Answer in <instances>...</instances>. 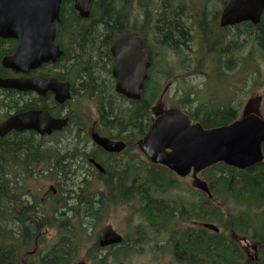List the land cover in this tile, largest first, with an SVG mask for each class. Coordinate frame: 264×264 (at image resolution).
Returning a JSON list of instances; mask_svg holds the SVG:
<instances>
[{"label":"trees","instance_id":"trees-1","mask_svg":"<svg viewBox=\"0 0 264 264\" xmlns=\"http://www.w3.org/2000/svg\"><path fill=\"white\" fill-rule=\"evenodd\" d=\"M133 2L134 0H95L91 16L88 19H82L74 13L62 11L63 19L57 27V39L66 52L70 53L66 65H70L73 70L83 65L85 70L81 72V77L88 81L92 87L101 86L104 83L103 75L106 68L104 61L107 59L109 43L119 32L126 29L130 15L128 7ZM163 6L166 12L159 14L157 23L159 44L168 45L172 42L175 45H183L187 41L192 42L194 39V35H190L194 26L192 17L178 7L168 8L164 4ZM206 16L208 19L206 18L205 21L210 23L213 20L212 15L207 14ZM207 22L202 26L206 34L205 37H202V44L215 45L220 49L198 50L196 57L199 62L194 73L199 75L204 69L203 65L211 60L214 63V70L219 71L218 81L229 76L235 78L237 76L234 70L236 67L241 70L253 71L258 76L260 68L257 60L251 58V55L248 57L240 55L244 44L229 43L226 45L227 47L223 46L226 40L224 31L227 29L218 26V29L223 33L219 34L220 36H215L211 43L208 30L214 26L211 23L209 26ZM242 26L246 27L242 34H246L252 39L257 52L264 57V14L260 23L254 25L247 22ZM189 52L193 55L195 51L189 49ZM221 58H224L222 63L218 62ZM200 60L204 62L201 63ZM188 71V74L192 72L191 66ZM256 80L257 78L254 79V84H257ZM157 85L158 90L155 89L156 87L152 88L149 95H145L142 101L137 102L136 109L124 113L127 119L123 118V120L129 122L134 129H141L142 134L145 133L149 125V106L162 90L161 82ZM182 99L183 102L189 104H193L195 101L191 92L185 93V97ZM243 102L245 101L238 102L236 105L222 104L223 106L221 105L217 109L209 110L203 106H197V110H205L200 121L206 127L229 124L238 116V110L244 104ZM116 120L117 117L112 116V121ZM31 151L32 147L28 143L17 144L15 142L6 143V140L0 141V155H15L24 158ZM157 168L156 174L142 178L140 190L135 188V182L130 188L129 179H126L125 201L133 203L134 197L138 196L142 205V214L149 220L155 231L159 230L160 225L156 220L155 213L157 211L152 208L154 203L174 208L177 211H180V207L185 209L178 215L168 217L169 221L165 223L164 227H175L180 222L179 218L190 215L202 218L207 222H216L220 228L219 232L204 227H187L180 232L176 230L173 237V253L176 261L180 264H264V162L244 170L225 163H218L207 168L206 180L213 197L209 198L206 194H201V199L197 197L200 194L199 190L191 186L190 191H184L180 188L183 183H180L178 178L171 174L166 175L167 171L169 172L168 168L162 165H157ZM49 179L58 186V194L49 200L42 201L39 196H36L34 204L28 205V207L20 205V209L17 208V205L14 207L0 205V264H19L21 253L35 245V237L42 227L55 229L56 236L53 243L47 248L44 247L38 253L30 256V264H74L79 258H84L90 264H123V259L128 258L131 250H134L135 243L132 240L125 239L122 243L123 247L111 249L112 251L107 256H102L103 248L98 243V233L90 234L88 232L89 227L92 229L96 226L104 212L108 211V207L117 205L109 202L114 201L112 192L108 196V192L103 189L104 178H100L102 187L95 190L92 189L89 180L85 178H81L82 180L79 181L77 177L65 176ZM70 180H74V185L69 182ZM105 185L107 184L105 183ZM111 188L110 191L117 189L114 185H111ZM176 188L182 189L184 193L178 198L167 197L166 199L164 195ZM157 194L161 196L158 198ZM14 195L17 197V190L14 191ZM204 196L205 198H203ZM107 197H110L109 201ZM0 198L4 199V195H1ZM227 199L235 204L232 205L233 207L240 209L238 213L231 212L233 209L230 208ZM13 210L16 223L12 230L8 222ZM226 230L255 242L257 250L253 259L245 254L237 240L228 236ZM42 239L43 237H41ZM192 254L194 255L192 256Z\"/></svg>","mask_w":264,"mask_h":264},{"label":"flooded vegetation","instance_id":"flooded-vegetation-1","mask_svg":"<svg viewBox=\"0 0 264 264\" xmlns=\"http://www.w3.org/2000/svg\"><path fill=\"white\" fill-rule=\"evenodd\" d=\"M94 1L91 0L90 13H92ZM172 3H177L175 5L181 10L191 12L194 1L192 3L186 0H134L132 5L128 7L130 15L129 22L126 23V29L114 37L116 38L123 32L131 31L135 35L144 38L147 43L151 65L147 68V77L141 90V98L138 100L130 99L117 91V78L114 75L116 56L111 49L114 38L110 41L107 49V59L104 61L106 67L105 74L103 75L104 83L101 86L92 87L88 81L81 77V72L85 70L83 65L77 67L75 70L70 65H66V61L70 58V53L66 52V49L62 47L61 42L57 39V27L63 19L62 11L74 13L82 19H88L91 16L90 14L86 18L82 17L75 8L74 0L62 1L59 19L53 24L56 30V44L60 46V50L62 51V54L55 61L43 63L40 67L31 69L27 73L14 71L3 65V58L15 52L17 41L13 38H0L1 78H26L28 80L32 78H52L58 82L68 83L70 90L69 98L59 101L51 90L39 93L35 90L21 91L0 86V126L10 118L30 111H43L55 120L65 121L58 129L50 128L49 124H45L44 127L49 129L50 132L44 133L36 129H24L22 131L17 129L2 131L0 129V141L6 140V143L15 142L17 144L28 143L32 147L31 153L24 158L15 155H0V197L4 195V199L0 198V205H12V207L17 205V208L20 209V205L28 207V205L34 204L36 196L39 195L41 189L36 190V188L32 187L34 179L42 177L57 178L60 176L84 177L89 180L92 189L95 190L101 186L102 181L100 178H104L103 189L108 192V196L112 192L114 202L109 201L110 197H107L108 201L117 205L134 204L133 206L137 209L136 212L138 213L140 222L145 223V226L139 224V231L137 232L136 230L135 239L133 240L122 234L124 238L122 243L125 239L132 240L135 244L133 245L134 250L131 251H136L137 244H141V246L145 243L148 244L149 237L147 235L150 234V240L152 239V242H155L152 245V254L155 253L164 257L168 256L173 260L171 264L176 261L173 253L175 231L178 230L180 232L187 227H203L205 221L202 218L199 219L187 215L186 217L179 218L180 222L176 226L172 224L175 227H164L165 223L169 221L167 220L168 217L178 215L179 212L182 213L185 209L180 207V211H177L174 208L154 203L152 208L154 211H157L155 213L157 216L156 220L160 225L159 230L155 231L149 220L142 214V205L138 196L134 197L133 203L125 202L126 179H129L130 188H132L133 182H135V188L140 190L142 178L150 174H156L158 170L157 165H160L152 162L143 149V139L149 131L153 120L167 110H181L188 115L191 123H201L200 120L205 110H197V106L194 107V110L188 109V106H193V104L183 102L182 98L185 95H179L178 103L176 104L172 102L168 104L167 99L168 90L174 82L195 74L194 72L199 61L196 55L190 54L189 49H220V47L215 45L205 46L201 44V41L197 47L188 45V43H191L190 41H187L183 45H175L172 42L168 45L159 44L157 30L159 14L166 12L163 4L167 5L168 8L175 7ZM199 8L203 9L204 6ZM221 10L210 11L213 18L210 23L214 28L208 30L209 36L221 34L220 29L217 27V24H220ZM198 15L194 14L195 17ZM203 15L205 16L204 13ZM193 28L190 35L206 36L204 29L198 23H195ZM226 28L232 29V27ZM153 39H155V42ZM134 53L132 50L126 51V55L128 56ZM64 58L65 60L63 61ZM223 61L224 58H221L218 62L222 63ZM131 62L135 64L140 63L137 59H131ZM200 62L203 63L204 61L200 60ZM213 65L214 63L209 60L203 67L212 68ZM160 66H170L171 69L167 73H162L159 70ZM189 66L195 67L191 68L192 72L188 74ZM202 72L204 73V70ZM217 77L218 74H216ZM161 80L167 81V84L161 90V93L152 100V104L149 106V125L145 133L142 134L141 129H134L129 122L123 120V118L127 119L124 113L136 109L137 102L142 101L145 95H149V91L152 88L156 87L155 89L158 90L157 84ZM83 99L89 101V107L81 105ZM251 100L247 102L250 104ZM244 108L245 106L238 110V116L235 119L241 117ZM246 111L254 112L250 109H246ZM114 115L117 117L116 121H112V116ZM134 126L137 127L136 125ZM96 137L107 138L113 142L122 143L124 146L120 151H110L100 145ZM168 174L178 178L180 181L192 183L196 177L203 178L206 176V168L195 171V167L193 166L184 177L179 176L170 169L166 175ZM111 185H114L117 189L110 191L112 189ZM15 190L18 191L17 197L14 195ZM199 192L200 194L197 197L201 199V194L206 193L202 190H199ZM57 194L58 186L54 182V186L51 185L49 189L45 190L40 198L42 201H45V199L49 200ZM157 196L159 198V194ZM14 213L15 211L13 210L11 219L8 222L12 230L16 223L13 217ZM146 228L147 232H145ZM50 230L53 229L42 227L35 237V243H38L41 236H44ZM229 235L237 240L245 254L250 259H253L254 255L249 253L250 249L248 245L251 239L240 236L237 233L234 234L231 231L228 232ZM122 243L102 247L101 254L104 252L102 256H107L112 250L123 247L124 244ZM245 243L247 245H244ZM252 247L256 253V245L253 244ZM176 262L180 264L178 261Z\"/></svg>","mask_w":264,"mask_h":264},{"label":"water","instance_id":"water-1","mask_svg":"<svg viewBox=\"0 0 264 264\" xmlns=\"http://www.w3.org/2000/svg\"><path fill=\"white\" fill-rule=\"evenodd\" d=\"M63 0H0V38H14L17 47L12 55L3 58V65L17 72H29L43 63L55 61L61 54L55 43L54 22L59 19ZM75 8L82 17L90 16L91 0H74ZM264 14V0H228L221 12L220 25L242 22L260 23ZM116 56L114 75L117 78V91L130 99L141 98V90L151 65L150 54L144 38L126 31L111 44ZM132 50L133 55H126ZM129 58V59H128ZM137 59L140 63H132ZM0 86L17 90H35L45 93L51 90L56 99L69 98L68 83L52 78H1ZM256 104V103H255ZM254 102L247 104L244 114L229 124L205 128L201 123H191L181 110H167L157 116L143 139V149L150 160L162 164L184 177L194 166L195 171L214 164H225L244 170L264 162V118ZM250 109L254 112L246 111ZM65 121L55 120L43 111H30L10 118L0 126L2 131L11 129H36L50 132L45 128L58 129ZM97 142L110 151L122 150L124 144L107 138L96 137ZM194 186L212 198L211 189L201 178H195ZM208 229L219 231L213 223H204ZM99 244L107 247L119 244L123 237L108 224L99 233ZM28 254L22 263L28 264Z\"/></svg>","mask_w":264,"mask_h":264},{"label":"rangeland","instance_id":"rangeland-1","mask_svg":"<svg viewBox=\"0 0 264 264\" xmlns=\"http://www.w3.org/2000/svg\"><path fill=\"white\" fill-rule=\"evenodd\" d=\"M187 2L194 1V4H192L191 12L184 11L185 13H188L192 20H194V24L198 23L201 26L206 25L205 21L206 18L208 19L207 14H210L211 10H220L222 7V1L223 0H186ZM217 1V2H215ZM196 4V5H195ZM215 4V5H214ZM203 9H200L199 7H203ZM220 6V7H219ZM199 15L197 17L194 16V14ZM202 13V14H201ZM205 14V16L203 15ZM212 15V14H211ZM211 20V19H210ZM212 22V21H210ZM210 26L211 24L207 22ZM194 27V26H193ZM214 28V27H213ZM212 28V29H213ZM245 26H238L234 27L232 29H228L225 31V42L223 43V46L227 47L226 45L229 43H236L238 44H244V46L241 48L243 49L241 51L242 57H248L251 55V58H255L257 60V63L260 68V72L257 76L255 72H251L248 69L247 70H241L240 68H235V72L237 73V76L235 78L225 77V79L218 81L216 78V74H219V71L217 69H213L206 67L204 68V73H199V75L194 74L189 76L188 78L180 79L176 82H174L167 93V99L168 104L170 102L172 103H178V96L179 95H185V93H192V97L194 98L193 106H188V109L194 110L195 106H203L205 109H217L222 104H233L236 105L238 102H242L243 100L246 102L247 99L250 97L256 98L260 96L261 100L259 101L260 106L258 105V109H261V112L264 115V57H262V54L257 52V48L255 47L253 41L249 36L246 34H242L245 30ZM194 29V28H193ZM222 33V32H221ZM240 33V35H239ZM215 36H220L219 34H212L211 35V41H214ZM232 42H231V41ZM155 42V39H153ZM202 44V37L200 36H194V39L190 43L191 46L197 47V45ZM193 56L198 54V50L194 49ZM239 56V55H238ZM195 65V64H194ZM196 66V65H195ZM195 66H192L193 69ZM170 66H160L159 70L162 73H167V71H170ZM234 72V73H235ZM230 74V71H229ZM257 78V84H254V79ZM165 80V79H164ZM160 81L161 82V88L164 87V85L167 83V81ZM243 102V103H245ZM81 105L84 107H89V101L87 99H83L81 101ZM223 106V105H222ZM79 177V180H82ZM34 183L32 184L33 188H36V190H39V197L43 195V192L47 189H49L52 186H54V182L50 180L48 177H42L39 179H34ZM74 180H70L71 184ZM75 181V182H78ZM183 184L180 188H182L184 191H190L191 183H187L185 181H182ZM181 183V182H180ZM46 188V189H45ZM176 188L170 191V193L165 194L164 196L169 198H178L183 194L184 192L182 189ZM38 194V193H37ZM65 196V195H64ZM63 196V197H64ZM225 198V197H223ZM228 203L231 206L233 210L232 213H238L240 209H237L233 207L232 205H235L232 201L229 199ZM220 203V202H219ZM134 204H126V205H111L108 207V211L104 212L103 217L97 222L96 226L92 229H90L88 232L93 234L94 232H98L103 226L106 224H111L113 227L123 234L124 236H127L128 238H131L132 240L135 239L136 230L139 231V224L141 226H145V223L140 222L138 213L136 212V207L133 206ZM156 215V214H155ZM159 217V215H158ZM96 220V218H94ZM263 219V218H262ZM216 223V222H214ZM227 233L229 230H226ZM145 232H147V228L145 229ZM56 230H50L44 235V244L46 246H49L51 243H53L55 238ZM94 236V235H92ZM149 238L148 244H137V250L131 251L128 258L123 259V264H167L173 262L171 258L160 256L158 254H152V245L155 242H152L151 235H147ZM138 237V235H137ZM254 241H249V253L251 255H255L253 251L252 245L254 244ZM244 245H247L245 243ZM39 247H43V245L40 244ZM140 250V251H139ZM107 252V251H106ZM104 252L102 253V255ZM74 264H90L89 262H85L84 258H79L74 262ZM172 264H178L176 261Z\"/></svg>","mask_w":264,"mask_h":264}]
</instances>
